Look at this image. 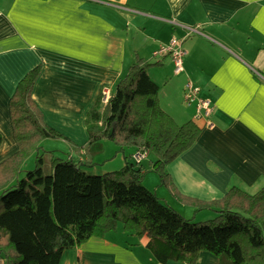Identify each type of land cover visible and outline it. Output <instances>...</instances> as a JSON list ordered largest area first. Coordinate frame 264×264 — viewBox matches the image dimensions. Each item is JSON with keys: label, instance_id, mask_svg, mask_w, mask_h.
<instances>
[{"label": "crops", "instance_id": "crops-1", "mask_svg": "<svg viewBox=\"0 0 264 264\" xmlns=\"http://www.w3.org/2000/svg\"><path fill=\"white\" fill-rule=\"evenodd\" d=\"M196 27L199 33L187 37V29ZM173 38L186 51L179 75L170 56H154ZM137 59L149 64L162 109L179 125L193 121L201 130L167 166L178 191L201 201L219 200L234 187L250 195L261 191L264 0H0V164L19 151L10 100L20 81L41 66L32 96L44 122L63 135L58 140L71 151L67 158L94 166L88 153L104 146L100 141L87 148L88 113L103 92L114 93ZM188 81L212 102V127L196 117L194 103H186ZM152 175L158 176L148 173L145 186L183 217L208 221L217 215L195 214ZM146 244L147 238L120 225L65 250L59 264H164ZM198 264L232 263L202 252Z\"/></svg>", "mask_w": 264, "mask_h": 264}, {"label": "trees", "instance_id": "trees-1", "mask_svg": "<svg viewBox=\"0 0 264 264\" xmlns=\"http://www.w3.org/2000/svg\"><path fill=\"white\" fill-rule=\"evenodd\" d=\"M148 66L137 59L109 101L101 96L88 113L87 148L110 139L118 153L133 151L120 170L102 175L89 174L88 163L72 158H53L46 167L40 143L63 135L46 125L32 96L41 66L20 81L10 100L19 151L0 164L1 264H59L65 250L120 225L147 238V248L164 264H198L202 252L232 264H264V188L250 195L234 187L214 201L178 191L167 166L194 145L201 130L193 121L179 125L162 109ZM34 153L35 168L25 172ZM136 155L148 160H133ZM150 172L195 214L214 210L216 217L195 222L180 215L145 187Z\"/></svg>", "mask_w": 264, "mask_h": 264}, {"label": "rangeland", "instance_id": "rangeland-1", "mask_svg": "<svg viewBox=\"0 0 264 264\" xmlns=\"http://www.w3.org/2000/svg\"><path fill=\"white\" fill-rule=\"evenodd\" d=\"M102 141L101 143L103 144L104 149H102L101 151L92 149V152L88 153L90 159L95 162L94 166L85 167L86 172H88L89 174L102 175L108 172L118 171L124 166V155L127 156L132 153L131 149H126L124 154L118 153V147L113 141H111L110 139H104ZM60 143L63 142L58 139H45L40 143V150L38 154H42L44 156L47 168H49L50 162L53 158L66 159L69 155H72L71 151L67 150L66 146ZM36 157L37 153H34V155L29 158L26 165L23 167L25 172L35 168ZM105 158H109L108 161H106ZM152 177L153 178L151 179L158 180V176L152 175ZM215 217L216 216H214L213 218ZM192 220L195 222L206 221V219L201 216L196 218L193 217ZM224 259L226 258L224 257Z\"/></svg>", "mask_w": 264, "mask_h": 264}, {"label": "built area", "instance_id": "built-area-1", "mask_svg": "<svg viewBox=\"0 0 264 264\" xmlns=\"http://www.w3.org/2000/svg\"><path fill=\"white\" fill-rule=\"evenodd\" d=\"M195 33H199V29L197 27L187 29V37ZM182 44L183 41L173 38L168 45L161 46L154 53V56L156 57L161 55L170 56L174 63V73L176 75H179L184 71V58L186 56V51L183 49ZM103 95V102L107 103L109 101L110 95L107 91L103 92ZM184 95L187 104H195L196 117L203 118L206 121V126L212 127V123L210 121L214 109L212 102L206 99H202L200 97V89L196 87L191 81H188L186 83ZM135 158L137 161H141L144 156L136 155Z\"/></svg>", "mask_w": 264, "mask_h": 264}, {"label": "water", "instance_id": "water-1", "mask_svg": "<svg viewBox=\"0 0 264 264\" xmlns=\"http://www.w3.org/2000/svg\"><path fill=\"white\" fill-rule=\"evenodd\" d=\"M113 135H110V137H112Z\"/></svg>", "mask_w": 264, "mask_h": 264}]
</instances>
